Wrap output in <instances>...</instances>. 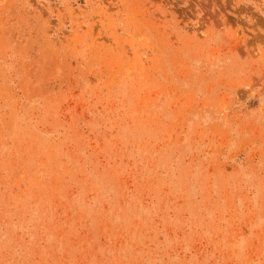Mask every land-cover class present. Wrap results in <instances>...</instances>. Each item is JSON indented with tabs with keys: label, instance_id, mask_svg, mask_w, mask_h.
I'll list each match as a JSON object with an SVG mask.
<instances>
[{
	"label": "rangeland",
	"instance_id": "rangeland-1",
	"mask_svg": "<svg viewBox=\"0 0 264 264\" xmlns=\"http://www.w3.org/2000/svg\"><path fill=\"white\" fill-rule=\"evenodd\" d=\"M0 264H264V0H0Z\"/></svg>",
	"mask_w": 264,
	"mask_h": 264
}]
</instances>
